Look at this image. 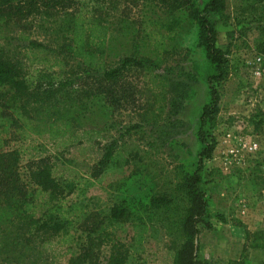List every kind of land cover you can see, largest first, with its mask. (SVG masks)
Segmentation results:
<instances>
[{"label": "trees", "instance_id": "obj_1", "mask_svg": "<svg viewBox=\"0 0 264 264\" xmlns=\"http://www.w3.org/2000/svg\"><path fill=\"white\" fill-rule=\"evenodd\" d=\"M146 1L140 10L149 16L135 30L144 32L142 45L146 50L139 54L137 46L130 54L124 51L117 66L110 67L106 60L112 42L111 24L102 15L109 10L111 0H0V29L29 18L56 21L59 17L56 33L61 43L57 53L79 61L86 82L84 91L70 90L72 82L52 72L53 67L61 66L58 59L44 69L25 73L0 49V224L2 236L11 247L28 240L42 244L59 238L67 247L66 264H138L140 254L167 247L173 252L171 264H207L194 255L197 226L206 214L205 194L199 185L203 160L211 158L217 145L212 131L219 113L218 84L230 66L227 53L216 46L217 34L210 18L215 15L225 23L235 14L251 16L257 24V51L264 53V16L258 13L264 0ZM129 13L123 8V16ZM190 24L197 28L196 46L203 50L210 66L206 80L210 98L199 117L196 138L202 149L196 167L184 171L175 185V191L187 202L181 212L175 206V197L168 193L153 194L149 189L130 196L137 189L133 183L137 175L124 176L128 161L112 144L99 147L98 140L106 137L105 130L98 129L94 120L87 121L82 115L86 106L77 107L71 96L102 98L116 108L134 106L136 93L129 91L124 75L136 69L148 74L163 94L174 96L168 106L175 114L187 98V84L169 76L172 67L164 68L169 77L156 71L163 65L162 56L169 44ZM129 30L126 28V33ZM28 47L50 50L35 41H29ZM179 69L186 81H197L198 74ZM72 110L75 114L71 115ZM263 114L255 109L246 118L255 133L262 130ZM152 121L157 123L156 115ZM85 124L89 128L73 132V127ZM38 139L56 151L70 146V157H63L62 151L57 152L59 155L54 151L46 154ZM103 183L117 193L112 204L101 203L95 193L97 185ZM167 222L178 226L181 246L168 237ZM245 238L241 257L232 264H251L248 250L264 251V229L245 231Z\"/></svg>", "mask_w": 264, "mask_h": 264}, {"label": "rangeland", "instance_id": "obj_2", "mask_svg": "<svg viewBox=\"0 0 264 264\" xmlns=\"http://www.w3.org/2000/svg\"><path fill=\"white\" fill-rule=\"evenodd\" d=\"M146 2L111 0L109 10L103 13V20L111 24L112 42H109L106 60L110 67L117 66L124 51L130 54L137 46H140L139 54L146 50L142 45L144 32H135L140 21L149 16L140 10ZM135 5L139 8H132ZM125 7L131 11L128 16L122 15ZM258 13L264 16V3L258 6ZM57 18L54 21L53 18L35 17L1 26L0 49L25 73L44 69L58 59L62 61L61 66L53 67L52 72L61 73L64 81L72 82L68 86L70 90L79 88L84 91L85 74L81 72L79 61L57 53L61 43L56 33L60 19ZM210 19L217 34L216 46L227 53L230 66L226 77L218 84L219 113L212 131L217 145L211 158L203 160L199 187L205 194L206 214L197 226L194 255L207 264H232L241 257L245 231L253 233L264 229V125L260 133H255L246 122L255 109L264 113V53L257 51V24L251 16L235 14L225 23L215 15ZM126 28L131 30L126 33ZM29 41L43 44L51 51L29 48ZM196 44L197 28L190 24L169 44L167 53L162 56L163 65L156 71L166 74L164 68L172 67L169 76L187 84V98L175 114L168 106L174 96L163 94L161 88H155L150 82L148 74L136 69L127 70L124 75L129 91L136 93L134 106L116 108L107 105L102 98L88 100L82 95L71 96L77 107L80 104L86 106L82 115L87 121L92 119L98 129L105 130L106 137L100 136L99 147L112 144L128 161L129 168H125L124 176L137 175L133 178L137 189L132 190L130 196L136 197L149 189L153 194L168 193L175 197L174 205L181 212L187 202L183 194L175 191V185L184 171L196 167L202 149L196 138L199 117L210 98L206 83L210 66L203 50ZM180 67L193 76L198 74L197 81H186L187 77L179 75ZM74 110L71 115L75 114ZM154 115L157 123L152 121ZM86 124L81 128L73 127V132L89 128ZM39 143L44 145L46 154L54 151L59 155L57 152L62 151L63 157L68 158L72 152L70 146L56 151L46 141L40 139ZM75 154L78 156L81 152L75 151ZM96 188L101 203L116 201L117 193L107 189L104 183ZM1 226L0 264H66L67 247L59 238L42 244L23 241L13 248L3 238ZM165 226L168 237L174 238L177 247L181 246L183 238L177 234L178 226L168 222ZM162 249L140 254L138 264H171L173 252L167 247ZM248 259L251 264H264V251L248 250Z\"/></svg>", "mask_w": 264, "mask_h": 264}]
</instances>
